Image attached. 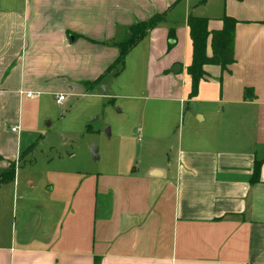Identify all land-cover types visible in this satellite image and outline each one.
<instances>
[{
	"label": "crops",
	"instance_id": "0c3cea01",
	"mask_svg": "<svg viewBox=\"0 0 264 264\" xmlns=\"http://www.w3.org/2000/svg\"><path fill=\"white\" fill-rule=\"evenodd\" d=\"M197 2L0 0V177L16 168L0 188V264H264V0H220L196 14L210 32L225 17L238 23L235 62L205 66L191 97ZM163 14L115 75L136 63L121 138L142 140L137 157L94 175L55 159L22 166L42 138L44 103L85 96L119 55L110 45ZM180 24L181 41L162 36Z\"/></svg>",
	"mask_w": 264,
	"mask_h": 264
},
{
	"label": "rangeland",
	"instance_id": "374dc122",
	"mask_svg": "<svg viewBox=\"0 0 264 264\" xmlns=\"http://www.w3.org/2000/svg\"><path fill=\"white\" fill-rule=\"evenodd\" d=\"M196 1H198L195 5L196 8L194 6L191 7V14L193 13L195 17L196 14L198 15L202 12V9L206 8L204 6L212 7V4H218L220 2V0ZM181 10L182 6L174 14L180 13ZM166 20L168 22H181V19L169 20V18H166ZM157 27L162 26L158 25ZM177 27L174 31L180 36H185V33L182 35V33L178 32L179 29L184 28L183 25L180 24ZM164 29L166 31L162 36L167 34V39L171 27L165 26ZM128 35H131L129 31ZM179 35L175 36L180 38ZM107 36H110V34L108 33ZM121 36L123 37L110 45V48H116L119 52L118 46L126 39L127 32ZM166 39H159L158 45L160 46V51L165 49ZM169 40L166 44L168 53L176 48L175 46H170ZM181 40L182 37L180 38ZM147 42L145 41L141 46H145ZM90 57L92 59L93 55ZM105 61L109 60L105 59ZM115 61L106 69V72ZM140 65H143V63L140 62ZM119 69L120 66H117L97 85H94L97 79L86 83L85 92L87 94L85 96L69 97L67 102L65 101L62 106L53 103L55 102V96L44 103V106L49 111V116L43 122L42 138L40 140H37V138V141H34V146L30 148L28 155L22 160V166L29 161H33V158L34 162L39 164L44 163L45 160L55 159L56 161L54 163L58 164L57 161H60L65 165V169L68 172L79 171L94 175L102 171L101 169H103L104 165H110L120 161L123 164H128L133 161L137 157V150L141 149L142 145L140 144L142 140L139 141L138 138L125 140L121 137L128 129V121L126 120L128 115L127 107L128 105L133 106L134 104L124 95L130 91H132L131 94H134L133 96H136L138 93L134 91L137 88H130V84L138 77V69L136 63L135 66L130 63L127 66V70L125 67V72L120 77L115 78V74ZM74 70L77 72V68ZM107 128H110V137L106 134ZM92 147L98 148L97 157L92 154ZM27 175L24 174L25 177ZM13 181L11 180V182ZM11 182L10 185L8 182L1 185L0 188L3 186V190L7 193L6 185L11 186ZM12 221L8 227L9 229L12 228Z\"/></svg>",
	"mask_w": 264,
	"mask_h": 264
},
{
	"label": "trees",
	"instance_id": "16d2710c",
	"mask_svg": "<svg viewBox=\"0 0 264 264\" xmlns=\"http://www.w3.org/2000/svg\"><path fill=\"white\" fill-rule=\"evenodd\" d=\"M165 20V15H158L150 19L148 22L139 23L131 27L128 31L131 35H128L123 43L119 44V56L115 63L99 77L94 85L100 83L107 74H110L117 66L120 69L115 75H119L125 66V59L128 54L137 47V45L144 40L148 33L155 29L161 22ZM237 21L230 17L223 19V29L220 31H209V20L203 18L190 17L188 26L190 29V37L193 45V60L191 66L188 68V74L192 81L191 97H195L198 92L200 82L205 77V66H220L223 70H226L228 66L235 62L234 58V32L237 25ZM175 31L169 32L170 40H175ZM211 38L212 56L207 55V44ZM132 41V43H130ZM173 47L174 44L170 43ZM248 92V91H247ZM27 151H30L28 149ZM261 163H257L255 166V178H258L260 173ZM15 165H11L10 168L4 172L0 177V186L6 184L14 179Z\"/></svg>",
	"mask_w": 264,
	"mask_h": 264
},
{
	"label": "water",
	"instance_id": "95a60500",
	"mask_svg": "<svg viewBox=\"0 0 264 264\" xmlns=\"http://www.w3.org/2000/svg\"><path fill=\"white\" fill-rule=\"evenodd\" d=\"M172 72H173L174 74H180V72H181V67H180V66H175V67L173 68ZM106 134H107L109 137L111 136L110 128H107V129H106ZM91 152H92V154H93L95 157H97V154H98V148H97V147H92Z\"/></svg>",
	"mask_w": 264,
	"mask_h": 264
},
{
	"label": "built area",
	"instance_id": "2783aa9c",
	"mask_svg": "<svg viewBox=\"0 0 264 264\" xmlns=\"http://www.w3.org/2000/svg\"><path fill=\"white\" fill-rule=\"evenodd\" d=\"M27 96H28V98H33V97H35V95L34 94H32V93H28L27 94ZM66 96L65 95H59L58 97H57V99H56V102H57V104L58 105H63L64 104V102L66 101ZM18 131V128H12V132H14V133H16Z\"/></svg>",
	"mask_w": 264,
	"mask_h": 264
}]
</instances>
